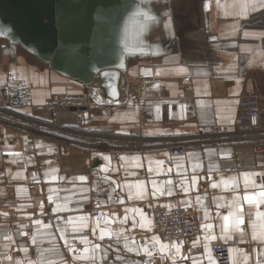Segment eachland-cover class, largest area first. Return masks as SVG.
<instances>
[{"label": "crops", "instance_id": "crops-1", "mask_svg": "<svg viewBox=\"0 0 264 264\" xmlns=\"http://www.w3.org/2000/svg\"><path fill=\"white\" fill-rule=\"evenodd\" d=\"M55 1L49 61L0 16V111L29 121L1 127L0 226L28 228V247L5 259L217 264L210 246L229 242L231 264H264V202L244 200L264 191L253 151L264 138L262 0ZM107 68L120 72L115 101L98 78ZM244 94L259 95L261 116L237 124ZM46 120L73 140L28 128ZM176 205L198 215L189 244L153 230L152 210Z\"/></svg>", "mask_w": 264, "mask_h": 264}, {"label": "built area", "instance_id": "built-area-1", "mask_svg": "<svg viewBox=\"0 0 264 264\" xmlns=\"http://www.w3.org/2000/svg\"><path fill=\"white\" fill-rule=\"evenodd\" d=\"M261 116L259 96L257 94H244L238 101V116L236 123L258 121ZM58 136L73 140L65 132L68 128H58ZM1 133V131H0ZM185 145V144H184ZM173 153L178 154L179 148L173 146ZM254 155L256 157L264 156V138L258 139L253 145ZM5 148L2 146L0 134V163L3 161ZM1 175V169H0ZM32 187V185H30ZM61 188H68V185H62ZM153 230L163 240L189 244V242L199 236L200 223L196 211L190 207L181 206H160L152 210ZM27 227H9L0 226V264H13V259H5L6 248H27L28 245L24 239L23 232ZM13 237L12 243H6L8 236ZM210 251L217 264H231L230 244L229 242H216L210 246ZM31 254L16 256L17 258H28Z\"/></svg>", "mask_w": 264, "mask_h": 264}, {"label": "water", "instance_id": "water-1", "mask_svg": "<svg viewBox=\"0 0 264 264\" xmlns=\"http://www.w3.org/2000/svg\"><path fill=\"white\" fill-rule=\"evenodd\" d=\"M55 0H0V16L11 24L24 42H30L45 61L52 58L58 46ZM120 72L107 68L98 73L101 87L111 101L118 98Z\"/></svg>", "mask_w": 264, "mask_h": 264}, {"label": "rangeland", "instance_id": "rangeland-1", "mask_svg": "<svg viewBox=\"0 0 264 264\" xmlns=\"http://www.w3.org/2000/svg\"><path fill=\"white\" fill-rule=\"evenodd\" d=\"M246 95H248V94H246ZM259 96V95H258ZM259 101H260V99H259ZM10 110V112H13V113H16V114H19L18 112H15V111H13V110H11V109H9ZM21 116V115H20ZM11 120H16L19 124H23V125H25L26 124V122L28 123L29 121H27L25 118H23L22 116H21V118L20 117H15V116H13V115H10V113L9 114H7V113H5V112H1L0 111V131H1V127L3 126V125H6V126H8V127H10V122L9 121H11ZM11 128V127H10ZM28 128L32 131V133H34V134H38V135H43L45 138H55V136H58V134H59V132H58V128L55 126V124L53 123V122H51V121H48V120H46L45 122H43V123H35V125H30V123H29V126H28ZM21 129H24V131H25V129L26 128H21ZM72 129H75V128H72ZM70 129H66L65 130V132L67 133V134H71L70 133ZM93 132L94 131H89V132H86L88 135L90 134V135H92L93 134ZM83 133H85V132H83ZM95 133V132H94ZM1 134V133H0ZM95 136H97V134H95ZM100 140H103V138H101L100 136L97 138V143L99 144L100 143ZM108 140V139H107ZM105 145H109V140L107 141V143L105 144ZM1 164V163H0ZM177 206H179V205H177ZM181 207H183V206H181ZM190 208H192V207H190ZM193 209V208H192ZM24 227V226H23ZM13 228H16V227H14L13 226ZM28 230V229H27Z\"/></svg>", "mask_w": 264, "mask_h": 264}, {"label": "snow or ice", "instance_id": "snow-or-ice-1", "mask_svg": "<svg viewBox=\"0 0 264 264\" xmlns=\"http://www.w3.org/2000/svg\"><path fill=\"white\" fill-rule=\"evenodd\" d=\"M261 7H264V0H262V3H261ZM147 19H151V17H146ZM81 179H83V177H81ZM256 195H258L261 199L259 201L255 200V198L253 196H250V195H245L244 196V200L247 201L248 203H261V202H264V191H261L259 193H257ZM258 216H262L264 217V213H257ZM224 219L227 221L228 220V217H224ZM39 223V222H37ZM243 223V220L242 219H237L236 221V224L235 226L238 228L239 227V224ZM106 234H109V233H106L105 231H101V239H103V236L106 235ZM253 239H257V236L254 232L253 234ZM259 239L264 241V233H261V235L259 236ZM100 246L99 245H94L93 246V253L95 251V249H98ZM71 251V249H69ZM131 251V249H129ZM84 253L87 254L89 253V249L88 248H85L84 250ZM150 254V253H149ZM77 259H94V255L92 257L88 256V255H82V256H79V257H76ZM29 264H32V262H29ZM50 264H52V262H50Z\"/></svg>", "mask_w": 264, "mask_h": 264}]
</instances>
